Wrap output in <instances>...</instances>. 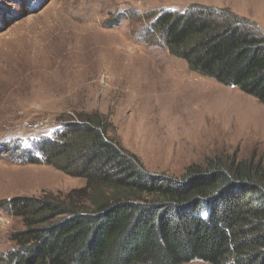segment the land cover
<instances>
[{
    "label": "rangeland",
    "instance_id": "obj_1",
    "mask_svg": "<svg viewBox=\"0 0 264 264\" xmlns=\"http://www.w3.org/2000/svg\"><path fill=\"white\" fill-rule=\"evenodd\" d=\"M198 7L264 35V0H0V256L26 228L13 200L85 187L39 151L79 115L102 116L151 173L181 177L217 156L264 166V105L189 70L155 30L164 12Z\"/></svg>",
    "mask_w": 264,
    "mask_h": 264
},
{
    "label": "trees",
    "instance_id": "obj_2",
    "mask_svg": "<svg viewBox=\"0 0 264 264\" xmlns=\"http://www.w3.org/2000/svg\"><path fill=\"white\" fill-rule=\"evenodd\" d=\"M155 30L189 70L264 105V35L255 22L198 7L164 12ZM64 126L40 154L86 185L13 200L11 215L26 228L11 235L15 250L0 264H264L262 163L217 156L171 177L108 138L99 114Z\"/></svg>",
    "mask_w": 264,
    "mask_h": 264
}]
</instances>
